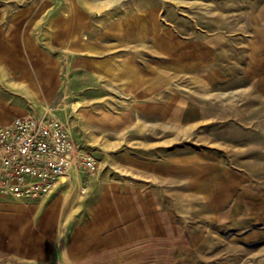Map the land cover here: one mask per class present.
I'll return each instance as SVG.
<instances>
[{
  "label": "rangeland",
  "instance_id": "rangeland-1",
  "mask_svg": "<svg viewBox=\"0 0 264 264\" xmlns=\"http://www.w3.org/2000/svg\"><path fill=\"white\" fill-rule=\"evenodd\" d=\"M106 1L0 0V126L95 166L0 200V264H264V0Z\"/></svg>",
  "mask_w": 264,
  "mask_h": 264
},
{
  "label": "built area",
  "instance_id": "built-area-1",
  "mask_svg": "<svg viewBox=\"0 0 264 264\" xmlns=\"http://www.w3.org/2000/svg\"><path fill=\"white\" fill-rule=\"evenodd\" d=\"M94 169V159L77 149L55 116L17 115L0 126V200L41 199L68 180L72 170Z\"/></svg>",
  "mask_w": 264,
  "mask_h": 264
},
{
  "label": "bare ground",
  "instance_id": "bare-ground-1",
  "mask_svg": "<svg viewBox=\"0 0 264 264\" xmlns=\"http://www.w3.org/2000/svg\"><path fill=\"white\" fill-rule=\"evenodd\" d=\"M108 1H110V0H107L106 2L108 3ZM110 3V2H109ZM46 111H50V109L48 108V107H46ZM45 111V112H46Z\"/></svg>",
  "mask_w": 264,
  "mask_h": 264
},
{
  "label": "crops",
  "instance_id": "crops-1",
  "mask_svg": "<svg viewBox=\"0 0 264 264\" xmlns=\"http://www.w3.org/2000/svg\"><path fill=\"white\" fill-rule=\"evenodd\" d=\"M68 180H70V178Z\"/></svg>",
  "mask_w": 264,
  "mask_h": 264
}]
</instances>
